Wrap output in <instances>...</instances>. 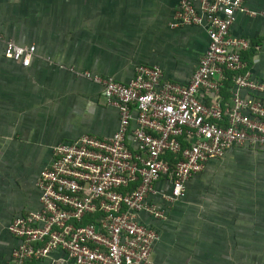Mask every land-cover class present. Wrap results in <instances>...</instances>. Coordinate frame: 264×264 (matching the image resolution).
<instances>
[{
    "label": "crops",
    "instance_id": "obj_1",
    "mask_svg": "<svg viewBox=\"0 0 264 264\" xmlns=\"http://www.w3.org/2000/svg\"><path fill=\"white\" fill-rule=\"evenodd\" d=\"M244 4L259 14L238 11L231 33L252 41L257 52L243 58L264 80V0ZM177 9L178 0H0V264H13L21 242L11 222L41 206L36 184L55 146L119 127L104 86L85 72L128 83L139 65H157L165 79L190 82L210 38L172 27ZM8 41L36 46L30 66L6 56ZM245 148L210 160L177 202L164 198L170 178L157 182L150 199L165 217L140 215L159 233L156 264H264V146ZM36 264L75 263L59 250Z\"/></svg>",
    "mask_w": 264,
    "mask_h": 264
},
{
    "label": "built area",
    "instance_id": "obj_2",
    "mask_svg": "<svg viewBox=\"0 0 264 264\" xmlns=\"http://www.w3.org/2000/svg\"><path fill=\"white\" fill-rule=\"evenodd\" d=\"M244 2L178 0L171 26H200L210 38L187 84L165 79L157 65H139L128 83L84 73L104 86L108 103L119 111V127L111 136L83 134L55 146L36 184L40 208L9 225L21 240L13 264L59 250L75 264H156L159 233L140 215L165 217L150 199L158 194L157 182L170 178L172 191L164 198L177 202L210 160L236 147L264 146V80L243 58L252 41L231 33L238 11L259 14ZM36 51L13 41L5 47L6 56L23 66H30ZM168 153L178 158L174 167Z\"/></svg>",
    "mask_w": 264,
    "mask_h": 264
},
{
    "label": "trees",
    "instance_id": "obj_3",
    "mask_svg": "<svg viewBox=\"0 0 264 264\" xmlns=\"http://www.w3.org/2000/svg\"><path fill=\"white\" fill-rule=\"evenodd\" d=\"M252 51L249 53V55H246L245 57L247 58V59H249V63H251V59L253 58V56L255 55V53L257 52V50H255V48L254 49H251ZM248 63V62H247ZM248 63V64H249ZM249 66V65H248ZM250 68V67H249ZM232 85V82L230 81V82H228L227 83V86H231ZM224 93L225 94H227V96H229V89H225L224 90ZM248 148H245L246 150H251L252 148H254V147H250V146H247ZM165 158H166V160H168L170 163H171V165L174 167L175 166V164L177 163V160H178V158H174V155L173 154H171V153H168L166 156H165ZM37 263V261H32L30 264H36Z\"/></svg>",
    "mask_w": 264,
    "mask_h": 264
}]
</instances>
